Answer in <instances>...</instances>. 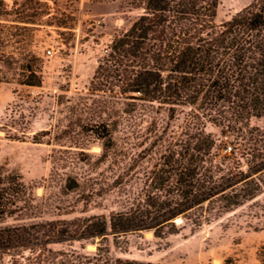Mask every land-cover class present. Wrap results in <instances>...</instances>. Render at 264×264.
I'll list each match as a JSON object with an SVG mask.
<instances>
[{"label":"trees","instance_id":"trees-1","mask_svg":"<svg viewBox=\"0 0 264 264\" xmlns=\"http://www.w3.org/2000/svg\"><path fill=\"white\" fill-rule=\"evenodd\" d=\"M219 4L127 1L139 14L112 37L81 105L88 116L83 144L97 143L100 151L80 153L75 167L95 176L78 173L65 187L85 208L110 198V209L71 221L0 226V264L5 255L16 264L25 252H50L48 245L67 241L194 232L263 194L264 129L251 122L264 120V0L217 23ZM35 18L20 19L36 24ZM33 200L18 176L0 173V225L24 220ZM76 264L142 263H112L97 248ZM257 264H264V249Z\"/></svg>","mask_w":264,"mask_h":264},{"label":"rangeland","instance_id":"rangeland-1","mask_svg":"<svg viewBox=\"0 0 264 264\" xmlns=\"http://www.w3.org/2000/svg\"><path fill=\"white\" fill-rule=\"evenodd\" d=\"M127 1L5 0L0 8V173L18 176L34 198L33 212L24 220L6 219L0 226L108 213L110 198L85 208L77 192L65 187L78 173L95 176L88 167H75L80 153L100 151L97 143L83 144L86 135L81 127L88 116L81 105L89 101L85 100L89 83L112 37L139 14L129 9ZM251 1L220 0L216 22L229 20ZM26 15H35L36 24L22 23L20 18ZM47 49L51 56H46ZM181 118L176 117L177 123ZM251 125L264 129V120H253ZM207 131L218 135L212 127ZM259 209H264V192L194 232L185 227L162 237L139 232L67 241L48 245L50 252H25L15 262L76 264L78 257L101 248L112 263L121 259L142 264H225L231 259L234 264H257L264 249V214L257 215ZM12 261L5 255L2 264Z\"/></svg>","mask_w":264,"mask_h":264},{"label":"built area","instance_id":"built-area-1","mask_svg":"<svg viewBox=\"0 0 264 264\" xmlns=\"http://www.w3.org/2000/svg\"><path fill=\"white\" fill-rule=\"evenodd\" d=\"M45 53H46V56H51L52 55V50L51 49H47L45 51Z\"/></svg>","mask_w":264,"mask_h":264},{"label":"water","instance_id":"water-1","mask_svg":"<svg viewBox=\"0 0 264 264\" xmlns=\"http://www.w3.org/2000/svg\"><path fill=\"white\" fill-rule=\"evenodd\" d=\"M176 222H179V220H177Z\"/></svg>","mask_w":264,"mask_h":264}]
</instances>
